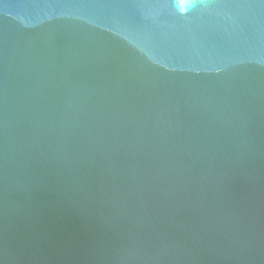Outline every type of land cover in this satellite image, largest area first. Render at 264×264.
Instances as JSON below:
<instances>
[{"label": "water", "instance_id": "water-1", "mask_svg": "<svg viewBox=\"0 0 264 264\" xmlns=\"http://www.w3.org/2000/svg\"><path fill=\"white\" fill-rule=\"evenodd\" d=\"M0 264H264V0H0Z\"/></svg>", "mask_w": 264, "mask_h": 264}]
</instances>
